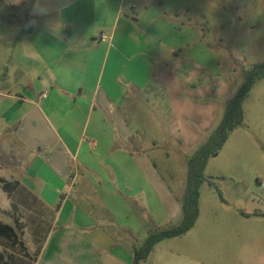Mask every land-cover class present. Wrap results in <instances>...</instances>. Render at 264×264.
<instances>
[{
	"label": "crops",
	"instance_id": "crops-1",
	"mask_svg": "<svg viewBox=\"0 0 264 264\" xmlns=\"http://www.w3.org/2000/svg\"><path fill=\"white\" fill-rule=\"evenodd\" d=\"M25 1L0 0V154L22 171L10 170L9 180L53 211L34 264H132V235L143 226L126 194L138 188L134 179L175 225L182 210L144 150L129 153L139 129L126 124L125 110L138 98L163 99L186 153L238 88L193 59L202 56L189 48L196 35L155 9L157 0H145L142 14L136 0Z\"/></svg>",
	"mask_w": 264,
	"mask_h": 264
},
{
	"label": "rangeland",
	"instance_id": "rangeland-1",
	"mask_svg": "<svg viewBox=\"0 0 264 264\" xmlns=\"http://www.w3.org/2000/svg\"><path fill=\"white\" fill-rule=\"evenodd\" d=\"M162 1L158 5L157 0L153 7L190 28L196 39L189 48L198 45L202 51L201 57L193 54V59L216 65L219 77L230 85V90L239 88L245 71L264 63V0H190L188 8H184L185 0H176L174 9L173 0ZM25 2L31 7L35 0ZM144 2L134 3L141 14ZM187 51L185 47L181 54ZM240 105L243 126L237 133L244 139L232 134L218 156L209 159L193 228L158 243L140 264H264V79L255 83ZM125 117L128 126L139 129L134 139L139 146L128 149L131 156L144 150L143 156L151 160L167 189L181 199L186 162L197 147L186 153L179 151L163 99L138 98L125 110ZM14 164L0 154V166L7 168L0 170V180L10 185L6 192L0 182V223L16 230L11 237L0 234V264H34L40 244L52 227L53 211L33 200L17 180H9L10 170L22 174ZM23 166L21 160L20 168ZM134 180L138 188L129 187L126 194L143 221L132 235V246L138 248L149 233L170 228L176 220L168 217L166 208L145 182Z\"/></svg>",
	"mask_w": 264,
	"mask_h": 264
},
{
	"label": "trees",
	"instance_id": "trees-1",
	"mask_svg": "<svg viewBox=\"0 0 264 264\" xmlns=\"http://www.w3.org/2000/svg\"><path fill=\"white\" fill-rule=\"evenodd\" d=\"M261 79H264V63L255 64L244 72L242 84L233 98L227 100L223 105L220 122L187 159L184 191L182 198L178 200L182 210L181 221L170 228L149 233L138 248L132 249V264H140L146 261L153 248L161 241L180 237L193 228L199 214V188L204 181L203 174L206 165L209 159L215 157L222 149L230 133L243 126V111L240 102L247 96L255 83ZM0 182L7 192L10 185L3 180ZM30 196L36 200L31 194ZM0 234L11 237L16 235V230L9 224L0 223Z\"/></svg>",
	"mask_w": 264,
	"mask_h": 264
},
{
	"label": "built area",
	"instance_id": "built-area-1",
	"mask_svg": "<svg viewBox=\"0 0 264 264\" xmlns=\"http://www.w3.org/2000/svg\"><path fill=\"white\" fill-rule=\"evenodd\" d=\"M101 40L102 41L105 40V36L104 35H101ZM45 96H46V94L44 93V94L40 95L38 98H45Z\"/></svg>",
	"mask_w": 264,
	"mask_h": 264
}]
</instances>
